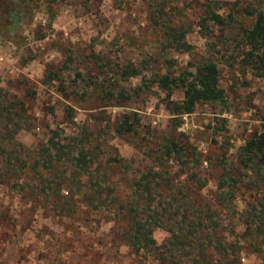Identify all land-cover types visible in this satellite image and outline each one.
Instances as JSON below:
<instances>
[{"label":"rangeland","instance_id":"1","mask_svg":"<svg viewBox=\"0 0 264 264\" xmlns=\"http://www.w3.org/2000/svg\"><path fill=\"white\" fill-rule=\"evenodd\" d=\"M208 5L250 23L241 9L264 6V0H0V100L17 99L32 117L33 128L17 136L27 146L45 142L50 129L81 136L87 126L89 138L104 143L107 181L121 195L128 179L152 164L145 145L182 133L201 154L199 165L189 164L206 180L201 193L218 203L229 238L246 247L242 264H264V237L255 229L264 225V167H244L239 155L246 140L264 129V75L239 62L234 33L223 43L219 26L208 21L203 35L199 22ZM165 24L185 28L188 51L164 44ZM207 56L217 61L223 100L172 115L166 91L150 82L153 74L178 76ZM127 62L141 75L123 80L119 71ZM50 69L60 77L51 79ZM145 81L150 87L140 89ZM113 89L129 98L103 96ZM182 96L177 87L170 99ZM127 112L136 113L137 134L119 135L115 126ZM115 155L125 165L109 167ZM224 178L232 190L227 199L218 198ZM110 214L81 202L71 215L62 214L0 183V264H160L125 244L118 234L124 222ZM154 236L161 242L166 232L157 229Z\"/></svg>","mask_w":264,"mask_h":264},{"label":"trees","instance_id":"2","mask_svg":"<svg viewBox=\"0 0 264 264\" xmlns=\"http://www.w3.org/2000/svg\"><path fill=\"white\" fill-rule=\"evenodd\" d=\"M220 7L208 5L204 8L199 22L203 35L209 33L208 21L219 26L217 39L223 43L230 41L229 32L234 33L231 41H238L239 62L249 66L256 76H263L264 6L241 9L242 18H249L250 23L237 21L230 14L232 11L220 13ZM9 12L15 20L18 14L12 9ZM165 26L167 39L164 44L188 51L185 28ZM70 61L68 56L63 66L68 67ZM193 67L192 71L185 70L178 76L155 73L150 81L166 91L169 97L166 106L174 116L193 112L198 103L224 98L217 61L207 56ZM119 72L123 80L141 75L131 62L121 66ZM49 74L51 79L60 77L53 69ZM147 83L145 81L139 88H149ZM177 87L182 89L183 96L175 101L170 95ZM103 96L129 98L121 91L114 93V89ZM19 105L15 98L0 100V183L18 190L28 200H41L49 208L66 215L74 213L80 202L94 210L108 209L110 219L124 222L118 234L125 244L135 253L153 255L160 264H242L241 252L246 247L239 240L229 238L218 203L201 193L206 180L197 167L189 170L190 163L200 164L201 154L181 138L182 133L162 138L156 146L145 145V155L152 164L129 178L127 193L121 195L117 187L107 181L106 168L102 164L104 143L99 142V138L90 139L89 133L93 132L87 126L81 136L64 137L57 129H50L51 136L45 142L27 146L17 136L33 128V119ZM135 117V112L124 113L115 131L119 135L137 134ZM239 155L244 167L255 170L264 167V129L246 140ZM107 163L109 167L117 163L125 165L123 158L117 155ZM226 181L224 178L218 184L221 189L218 198L227 199L232 193L230 188L225 189ZM157 229L166 232L161 242L154 236ZM255 229L256 234L264 237V225L257 224Z\"/></svg>","mask_w":264,"mask_h":264}]
</instances>
